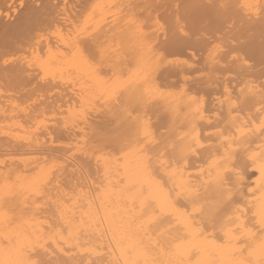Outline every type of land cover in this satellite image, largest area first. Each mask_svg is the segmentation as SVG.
<instances>
[{
    "label": "bare ground",
    "instance_id": "bare-ground-1",
    "mask_svg": "<svg viewBox=\"0 0 264 264\" xmlns=\"http://www.w3.org/2000/svg\"><path fill=\"white\" fill-rule=\"evenodd\" d=\"M20 1L0 0V264L259 260L264 0Z\"/></svg>",
    "mask_w": 264,
    "mask_h": 264
},
{
    "label": "snow or ice",
    "instance_id": "snow-or-ice-1",
    "mask_svg": "<svg viewBox=\"0 0 264 264\" xmlns=\"http://www.w3.org/2000/svg\"><path fill=\"white\" fill-rule=\"evenodd\" d=\"M39 6V5H38ZM219 7H224L223 4L219 5ZM262 11H264V5L259 6ZM181 36L187 35V33L183 32V29L179 30ZM167 38V37H166ZM107 49L103 46L96 47L90 51L87 52L86 59L91 60L92 62H99L103 63L105 56H106ZM5 63H8L7 60L4 61ZM165 62V57L161 55L158 58L157 64H161ZM168 63H172V61H167ZM247 63V61H245ZM132 111H136V108H133ZM261 112H264V106L260 109ZM130 120L134 119L129 113ZM138 119V117L136 118ZM260 130L264 131V120H261L260 122ZM218 135H222V133H218ZM203 137L200 133H194V134H185L184 137H182V143L179 145V154L177 152V145L173 143L170 147L172 150V159L169 160V165L171 163L175 162L176 164H179L180 159H182L187 153L191 152H197L201 150L200 140ZM131 141L129 139L128 143L125 144V146H130ZM166 147V152H167ZM140 152H144V148L139 149ZM231 153H226L224 157H221V161H227L231 159ZM262 156H264V152L261 153ZM246 166V165H245ZM235 167V165H233ZM229 175V174H226ZM230 175H235L238 180H242V174L241 171H236L234 173H230ZM261 177L264 178V167L261 168ZM254 215L259 216V224H260V238L259 241L256 242V234H252V240L253 245H249V248L251 251L249 252V255H253L254 253L259 256V260L253 262L252 260L242 261L240 264H264V203L261 204L260 209L257 213H254ZM4 217V213L0 212V218ZM32 264H40L38 261H33ZM226 264H232V262H226Z\"/></svg>",
    "mask_w": 264,
    "mask_h": 264
},
{
    "label": "rangeland",
    "instance_id": "rangeland-1",
    "mask_svg": "<svg viewBox=\"0 0 264 264\" xmlns=\"http://www.w3.org/2000/svg\"><path fill=\"white\" fill-rule=\"evenodd\" d=\"M18 1V2H17ZM95 1V0H94ZM0 4H2V2H0ZM24 4H26L25 2L24 3H22L20 0H16V5H17V7L18 8H20V7H22ZM0 8H2V6L0 5ZM13 8V7H12ZM14 8H16V6L14 7ZM6 10H9V9H6ZM12 11H13V9H12ZM21 12H18V14L17 15H19ZM83 20V19H82ZM79 22H81L80 20L78 21V23ZM222 49H226V47H224V48H222ZM249 63H252V61H248ZM135 69V66H128V70L126 71H124V72H122V73H120L119 74V76H122V77H126V76H128L129 74H130V72H131V70H134ZM223 74V76L226 78V81L228 82V80L230 79V82H228L229 84L228 85H230V88H232L231 87V85L232 86H235V89H240V88H242L244 85H245V83L244 82H237V81H234L233 79H232V77H233V75L231 74V73H228V72H226V73H222ZM232 79V80H231ZM256 82H259V85H258V87H257V89H261L262 88V83L264 82V76H262V77H260V78H258V79H256L255 80ZM254 84H256V83H254ZM235 89H232V90H235ZM160 91H162V92H164V93H170V92H177L178 91V88L177 87H173V86H166V87H161L160 88ZM161 93V92H160ZM221 93H219V94H217V95H220ZM161 95H163L162 93H161ZM222 100L224 99V97L223 96H221L220 97ZM217 109H213L212 111H208V113L209 114H212L213 113V111L215 112ZM155 120V117L151 120L152 122ZM167 129L168 128H166V127H164V128H162V129H160L159 130V132L160 133H165L166 131H167ZM214 130V129H213ZM159 134V133H158ZM210 137V136H209ZM204 139V138H203ZM211 142V140L210 141H207L204 145H206L207 143H210ZM211 143H213V142H211ZM27 156V155H26ZM28 157V156H27ZM250 170H252L253 171V169L251 168ZM250 172L249 174H250V176H253L254 175V171L253 172Z\"/></svg>",
    "mask_w": 264,
    "mask_h": 264
}]
</instances>
